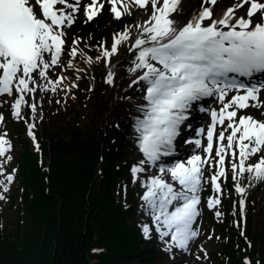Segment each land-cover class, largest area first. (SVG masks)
Returning a JSON list of instances; mask_svg holds the SVG:
<instances>
[{"label":"snow or ice","instance_id":"obj_1","mask_svg":"<svg viewBox=\"0 0 264 264\" xmlns=\"http://www.w3.org/2000/svg\"><path fill=\"white\" fill-rule=\"evenodd\" d=\"M108 3L112 5L110 11L119 19L122 14L117 8L119 0H108ZM132 3L138 9L149 8L150 12L144 23L136 25L139 36L133 49L139 52L135 67L130 69L133 72L146 69L139 80L147 84L144 99L148 103L141 108L144 118L137 117L135 123L139 149L146 158L141 165L155 164L161 155H169L179 127L186 119L185 111L194 102L215 94L222 106L219 112L211 113L212 126L207 129L204 151L211 154L215 126L224 125L227 120L230 134L227 137L223 131L218 134L221 142L227 140V144L216 151L219 163L223 165V153L235 144L239 148V172L255 171L256 178H264V157L247 169L244 167L245 159L264 149V112L237 116L240 109L264 107L259 95L264 84L246 85L236 80L237 75L252 77L255 73H264V0H232L219 13L216 12L219 0H197L194 15L185 7V0H132ZM103 7L98 0H88L84 5L80 0L74 3L70 0H0V94L12 95L13 90L21 94L13 104L17 119L21 106L27 103L23 93L34 92L36 89L30 84H38L36 77L47 80L50 67L60 62L65 51L64 29L74 22V13L82 10L91 21ZM121 7L123 12L128 11L127 5ZM183 12H188L190 19H186ZM110 39L112 43L110 50L105 49V57L114 55L129 36L125 32ZM75 54L73 48L71 55ZM107 83H112V72L108 74ZM230 90L237 94L226 100ZM31 107L35 112V105ZM28 135L33 136L31 130ZM194 143L200 147V140ZM10 147L0 135V156ZM204 163L201 156L193 155L186 163L178 162L167 169L160 167L161 174H170L179 189L163 175H153L144 185L147 191L142 199L151 210L155 230L161 239L170 237L171 245L180 249H186L189 241L198 235L192 226L199 215L198 192ZM232 167L236 171L237 165ZM142 171L143 167L131 169L133 175ZM217 175L223 176L224 172ZM217 175L211 177V182L219 191ZM7 179L11 181L12 177ZM237 191L243 189L237 186ZM174 202L182 203L169 211ZM218 203L219 200H209L208 206L211 208ZM142 231L148 237L149 226L142 225Z\"/></svg>","mask_w":264,"mask_h":264},{"label":"rangeland","instance_id":"obj_2","mask_svg":"<svg viewBox=\"0 0 264 264\" xmlns=\"http://www.w3.org/2000/svg\"><path fill=\"white\" fill-rule=\"evenodd\" d=\"M70 2L74 3L75 0H70ZM87 2L88 0H80L81 5ZM98 2L103 4L104 7L100 9L91 21L87 19L81 10L74 13L72 25L64 29L65 51L60 57V62L49 69L48 81H51V83H47L49 87L44 91L40 99L41 115L33 112L30 104L32 100L30 93H23L27 103L21 106L19 119L13 114V104L15 103L13 101L21 94L13 90V94L7 99L0 95V116L3 117V120L0 121V135L11 146L3 156H0V182H2L0 183V196L4 197V199H0V229L10 220L20 218V214H16L15 207L20 195L17 196L18 198L15 202H12L11 199L12 186L17 185L20 178L16 177L18 174L16 159L20 144L21 146L26 145L19 138H27L31 148L34 146L31 143L33 136L36 141V138L49 139L51 134H61L63 130L68 127L71 128L77 122L78 117L76 114L79 116L81 112L84 114L91 112L92 105L97 102L99 108L96 119L98 121L93 128L96 140H100L101 135H103V138L107 139L108 144H111L113 137L107 134L106 128H115L119 120H130L129 132L127 133L129 136L127 143L129 144H125L122 163H125L130 171V186L134 202L126 209L129 212L126 219L128 223H135L141 231L142 225L147 224L149 226L150 233L146 238L155 245L156 259L154 264H197V262H200V264H216V260L214 259L216 256L215 252L221 246V242H219L220 238H217V235L226 227L223 219L225 216L224 210L227 209L222 202L225 185L227 188L233 189L232 193L235 194L237 203L240 204L238 206V213L241 221L239 220L238 222V217L235 214H233V219H230V221L232 220L233 225L240 226V229L243 230L245 218L249 212L248 205H251L248 202L252 201L251 194L259 184H263V187L258 196L257 205L255 203L250 212L253 214L255 220H264V178H256L255 171L239 172V148L235 144L232 149H226L225 153H223V165L219 163L220 157L216 156V151L222 144L226 145L227 140L221 142L218 139V134L223 131L225 137H227L231 132V129L226 127L228 121L225 120L224 125L219 124L209 162L201 166L203 175L201 190L198 192L200 199L199 206L197 207L200 213L196 228L198 235L191 240L189 248L184 252L186 257L179 255L182 250L171 245L170 237L160 238L159 233L155 230V222L150 214L151 210L142 199L144 190L146 189L144 185L150 182L153 175H163L164 179L172 183L174 188L179 189V184L172 181L170 174L167 172L161 174L160 167L167 169L178 162L186 163L193 155H204L203 145L205 139L203 138V134L197 133L199 127L192 128L189 137H183V139L176 143L179 150L188 148L186 156L181 159H167V163L164 165L153 164L156 167H152L151 162L141 165V161L146 160V158L139 149V133L135 131V123L137 117L140 119L144 118L141 108L148 103L144 99L147 84L145 81L139 80V77L146 69H139L135 72L130 71V69L135 67L134 61L139 52L138 49H133L134 41L139 36L136 25L138 22L144 23L149 18V8L138 9L132 3V0H119L117 8L121 10L122 14L117 19L114 13L110 11L112 5L108 3V0H99ZM121 5H127L128 11L123 12ZM68 11H71V9ZM120 19H123V21H119ZM99 31H102L100 38L96 36ZM125 32H127L129 39L121 42L114 55L105 57L103 53L105 49L110 50L112 43L110 36L115 37L117 34ZM95 37L96 39H94ZM73 48L76 50L75 56L71 55ZM89 59H91V63H89ZM69 64L71 65L70 67L68 66ZM109 72H112V83L110 84L107 83ZM80 81H84L85 85L83 96L77 94L78 83ZM134 81L138 82L134 83ZM236 94L235 91L230 90L225 99L229 100L231 96ZM240 94L243 93L241 92ZM259 95L260 101L264 102V88H261ZM249 103L253 102L249 101ZM35 104L39 105L38 102ZM211 105L216 109L222 106L220 101H215V99ZM208 108L209 106L205 107V113L202 114L204 119L199 126H206L208 121L206 112ZM261 112H264V107L259 109L250 107L240 109L237 116L239 117L241 114L256 115ZM30 126L32 127L30 128ZM29 130H31L33 136L28 135ZM48 139L47 142L49 141ZM195 140H200V147H197L194 143ZM47 142L45 139L42 140L41 146L47 145ZM233 152L236 153L235 157L232 156ZM37 155L38 161L43 165L45 159L48 161L47 156L45 157L41 152L40 155L37 152ZM261 157H264V149L245 159L244 167L247 169L249 166L258 163ZM233 164L237 165L236 171H233ZM133 167H143L144 171L133 175L131 172ZM220 171L224 172L223 176L217 175ZM213 175H217L216 184L219 185V191L215 190L211 182ZM8 176L12 177L11 181L7 179ZM234 176L235 179H233ZM123 183V180H120V185L115 186V194L119 193L124 196L125 187H123ZM237 186L242 188L243 191H237ZM5 188L7 191H5ZM209 200H219V203L209 208ZM179 203L176 202L173 206H179ZM227 203L230 204V202ZM231 204V210L237 207V204L234 202H231ZM169 211H174V209ZM170 254H173L172 257Z\"/></svg>","mask_w":264,"mask_h":264},{"label":"trees","instance_id":"obj_3","mask_svg":"<svg viewBox=\"0 0 264 264\" xmlns=\"http://www.w3.org/2000/svg\"><path fill=\"white\" fill-rule=\"evenodd\" d=\"M101 33L96 36L100 38ZM84 88L80 81L77 94L83 96ZM91 108L87 114H76L78 120L71 128L44 138L49 140L47 145L41 146L44 139L38 138L49 163L46 159L44 165L39 162L28 139L19 138L26 145L20 144L16 159V177L20 178L12 186L11 199L15 202L20 195L15 206L20 218L0 229V264H154V243L126 219V209L134 202L130 171L122 163L130 120L106 128L113 137L108 144L103 135L95 138L97 102ZM120 180L124 196L115 194ZM262 187L257 185L251 194L248 203L252 206L248 205L242 230L230 221L235 214L239 222L240 204L233 189L225 185L221 197L227 209L226 227L217 235L221 246L215 252L216 264H264V220H255L250 212ZM227 202L237 207L231 210Z\"/></svg>","mask_w":264,"mask_h":264},{"label":"bare ground","instance_id":"obj_4","mask_svg":"<svg viewBox=\"0 0 264 264\" xmlns=\"http://www.w3.org/2000/svg\"><path fill=\"white\" fill-rule=\"evenodd\" d=\"M232 3V0H219V8L216 9V12L219 13V11L223 8H225L227 5L231 4ZM196 4H197V0H185V7L187 9H189L191 11V13L194 15L197 11V8H196ZM182 15L186 18V19H190V17L188 16V12H183ZM49 71V70H48ZM36 79L38 80V84L36 85H32L30 84V87H34L36 90L32 93H30L31 95V106L34 104L35 105V112L38 114V115H41L42 114V109H41V103H40V99L41 97L43 96V93L45 91V89H47L49 87V85H47L48 83V80H49V76H48V79L47 80H44V79H40L38 76L36 77ZM2 97H4L5 99L9 98L10 95L8 94H0ZM215 95V94H214ZM15 102V101H13ZM38 102L39 105H36L35 103ZM191 108V107H190ZM189 108V109H190ZM189 109H187L186 111H189ZM15 111V110H14ZM230 111V109H229ZM204 111H200L197 115H195V120H199L197 122V125L203 121V117H202V114H203ZM197 112H195L196 114ZM191 113H185L186 116H190ZM193 128V127H191ZM191 130V129H190ZM190 130H189V135H190ZM192 150V149H191ZM190 150V151H191ZM161 156H164L165 158L168 157V155H161ZM152 167H156V165H152ZM172 208V209H171ZM174 209V206L173 205H170L169 206V209L168 210H173ZM193 229H194V226H193ZM183 257H186V255L183 253L181 254ZM176 256L179 257L178 254H176Z\"/></svg>","mask_w":264,"mask_h":264},{"label":"water","instance_id":"obj_5","mask_svg":"<svg viewBox=\"0 0 264 264\" xmlns=\"http://www.w3.org/2000/svg\"><path fill=\"white\" fill-rule=\"evenodd\" d=\"M47 158H48V161H47V162L49 163V157L47 156ZM100 159H101V158H100ZM46 168H47V166H46ZM184 260H185V259H184Z\"/></svg>","mask_w":264,"mask_h":264}]
</instances>
